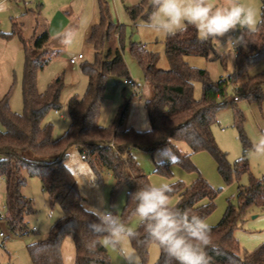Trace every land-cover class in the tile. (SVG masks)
Instances as JSON below:
<instances>
[{
  "label": "trees",
  "instance_id": "obj_1",
  "mask_svg": "<svg viewBox=\"0 0 264 264\" xmlns=\"http://www.w3.org/2000/svg\"><path fill=\"white\" fill-rule=\"evenodd\" d=\"M99 23L94 26L87 42L93 47V61L80 65L82 74L88 80L82 97L74 95L68 102L69 126L62 137L53 138V125L46 121L52 112L62 109L63 76L58 77L44 93L38 89V74L55 54L45 50L50 39L48 30L34 35L26 41L19 25L13 23L11 33H0L5 40L18 37L24 48V71L22 77L23 112L17 114L10 106L9 92L0 98V179L6 185V215L0 220L14 236L29 233L26 217L33 213L32 200L23 195L28 178H38L42 189L48 195L52 206H60L63 216L50 230L44 240L27 246L33 264H64L62 245L67 236H72L76 251L75 264H113L107 247L91 241L95 239L89 230L94 216L85 213V200L81 196L75 177L66 166L69 151L73 148L87 156V161L99 180L107 173L114 180L111 191L113 201L117 194L126 189L127 202L121 219L130 221L135 216V202L129 193L149 184V177L132 157L133 148L154 152L162 146H169L175 159L170 163L155 165V173L170 178V167L179 165L189 173H198L193 184L186 186L175 182L171 199L179 196L175 206L196 214L205 220L216 209L219 191L215 190L199 174L191 160L193 154L207 152L218 165V172L226 184L233 179L249 176L247 186H239L237 205L229 203L226 212L216 226L211 227V243L206 251L210 264H264V243L253 252H245L235 233L243 223V216L251 210H264V176L256 178L250 172L248 153L253 145L244 132V115L237 102L242 99L249 103L264 104V70L256 68L264 62V10L261 23L254 33L243 31V42L237 48L234 72L228 77L213 81L206 70L191 67L187 57H202L222 66L227 57L215 50L213 39L201 41L197 30L189 26L184 32L167 36L165 53L170 62L169 70L159 69L158 55L145 46L131 44L130 52L144 73V80L150 88L145 102L150 129L139 132L127 125L129 102L122 106L117 119L110 127L99 125L102 101L110 77L126 78L129 70L123 58L124 29L116 25L107 0H96ZM126 12L133 26L147 21L153 9L150 0H139ZM118 37L119 50L114 54L106 50L112 34ZM202 84V96L195 99V83ZM234 95V98L231 97ZM237 98L238 100H235ZM232 106L234 123L243 147V159L233 164L227 153L217 145L213 128L218 124V113ZM186 145L190 153H183L179 145ZM177 160L179 162H177ZM208 203L202 205L203 201ZM139 239L131 244L143 264L149 257L152 244L145 237L140 224L136 228ZM37 245L42 247L37 248ZM156 264H167L160 250Z\"/></svg>",
  "mask_w": 264,
  "mask_h": 264
},
{
  "label": "rangeland",
  "instance_id": "obj_2",
  "mask_svg": "<svg viewBox=\"0 0 264 264\" xmlns=\"http://www.w3.org/2000/svg\"><path fill=\"white\" fill-rule=\"evenodd\" d=\"M96 0H92L95 4ZM111 6L112 18L115 24L123 25L124 29V52L123 58L128 67L129 75L126 78L110 77L107 81L99 125L110 127L117 119V115L122 106L129 102L127 125L139 132H147L150 123L145 110V102L149 97L150 88L144 80V73L139 64L134 60L130 52L131 44L145 46L146 49L158 55L156 66L159 69L169 70L170 62L165 53V41L167 36L154 30L141 31L138 26H133L132 22L122 6V0H107ZM116 3L117 8L112 7ZM214 6H221L224 0H211ZM246 7L255 10L257 19L261 20L264 10V0H241ZM3 8L0 9V33H11L13 31V21L19 25L23 38L30 42L34 35H41L48 30L50 40L45 46V50L55 54L52 61L38 74V89L44 93L48 87L60 76L64 79V89L61 102L62 109L59 112L50 113L46 121L53 125V138L58 139L66 132L69 126L68 102L74 95L82 97L88 86L87 78L82 74L80 65L85 61H93V47L86 41L90 29L85 34L82 26L88 23L90 14V0H0ZM118 9V13L116 12ZM99 10L95 8V20L92 24L99 23ZM258 26V25H257ZM243 29H238L226 34L219 40H213L215 50L227 57V63L222 66L218 62H209L202 57H187L186 61L191 67L206 70L213 81L220 77H228L234 72L236 52L231 45L235 43L237 48L241 41L238 37L242 35ZM114 35H116L114 33ZM115 38L112 34L111 40ZM118 39V37H117ZM111 40L109 42H111ZM109 44V43H108ZM107 44V45H108ZM82 54L83 61L77 65H71L70 59ZM24 48L18 37L6 40L0 37V98L6 95L11 89L10 106L13 112L21 114L23 112L22 77L24 71ZM264 70V62L257 68L256 72ZM132 80L136 88L124 84V80ZM202 96V84L195 83L194 97L200 99ZM234 98V95L231 99ZM239 109L243 112L244 132L253 145L261 135H264V104L249 103L242 99L237 102ZM218 124L213 128V134L218 147L225 153L230 163H234L243 155V147L239 139V133L234 123V111L232 106L223 108L218 113ZM0 129L4 127L0 124ZM182 148L188 147L180 144ZM252 150L248 153L250 172L256 178L264 176V156L252 155ZM167 155L172 158V150L167 145L163 151L148 152L144 149L133 148L132 157L139 163L144 172L148 175L150 183L165 182L166 179L154 172V162L159 155ZM212 163H201L197 165L198 170L215 190L219 191L216 200V209L212 218L222 217L229 203L237 205L238 186H247L249 176L243 175L240 180L233 179L230 184L223 183L217 170L214 168V159L208 155ZM66 166L75 177L81 196L85 200V207L108 210L122 217V211L127 202L126 189L121 190L115 199L111 200V191L114 185L113 178L107 173L102 174L98 179L89 163L81 158L78 149L69 151ZM174 176L182 183L188 185L193 181V175L185 171L179 165L174 164ZM176 170V171H175ZM23 195L32 200L34 211L26 217L29 233L25 236H14L8 230L6 223L0 220V264H33L27 251V246L44 240L48 237L51 228L58 223L63 216L60 206H52L48 195L42 189V182L38 178H28L27 185L23 189ZM6 185L0 179V216L6 215ZM259 216V217H257ZM257 217V218H254ZM137 218H132L125 222L134 229L137 227ZM238 233L245 239V244L239 240L242 249L251 253L257 247L252 248L255 238L264 235V210H251L243 216V223ZM257 232V233H255ZM133 251L131 244H124V251ZM253 249V250H250ZM113 264H127L119 249L108 247ZM134 261L139 262V257L134 252ZM159 250L154 245L150 250L147 264H152ZM62 256L64 264L76 263V251L72 236H67L62 245ZM158 259V257H157ZM156 259V261H157ZM154 264V263H153Z\"/></svg>",
  "mask_w": 264,
  "mask_h": 264
},
{
  "label": "clouds",
  "instance_id": "obj_3",
  "mask_svg": "<svg viewBox=\"0 0 264 264\" xmlns=\"http://www.w3.org/2000/svg\"><path fill=\"white\" fill-rule=\"evenodd\" d=\"M150 5L152 14L138 28L141 31L154 30L165 36H174L192 26L201 41L219 40L238 29L254 33L261 23L255 10L246 7L241 0H224L221 6H214L211 0H150ZM243 35L242 32L238 37L241 42ZM251 154L264 156V135L253 144ZM172 192L173 186L167 182L137 188L129 193L135 202L133 215L138 218L145 237L165 255L167 264H210L206 249L211 243V225L201 216L173 205ZM85 213L95 217L88 225L95 237L91 241L93 247L100 243L104 247L119 249L127 264H137L132 259L134 250L124 251L126 242L131 244L140 236L132 226L108 210L85 207ZM39 247L42 246L37 245Z\"/></svg>",
  "mask_w": 264,
  "mask_h": 264
},
{
  "label": "crops",
  "instance_id": "obj_4",
  "mask_svg": "<svg viewBox=\"0 0 264 264\" xmlns=\"http://www.w3.org/2000/svg\"><path fill=\"white\" fill-rule=\"evenodd\" d=\"M90 2H91V5H90V16H89V18H88V23L86 24H84L83 26H82V29H83V31L82 32H84L85 34H87L88 33V31L92 28H94V27H92L93 25V23H94V20H95V8H96V6H97V1H95V4H93V2H92V0H90ZM139 2V0H122V2H121V4H122V6L124 7V9H125V11H126V8L127 7H130V6H133V5H135V4H137ZM110 5V4H109ZM98 7V6H97ZM112 7L113 8H117L116 7V3H112ZM110 8H111V6H110ZM117 13H118V9H117V11H116ZM14 22H16V21H13V23ZM116 25H118V24H116ZM92 29L90 30V33H91V31H92ZM3 33V32H2ZM90 33H89V35H90ZM88 35V36H89ZM113 36L115 37V38H113L112 40H111V42H108L109 44L106 46V50L108 51V50H110L111 52H112V54H114L117 50H119V43H118V39H117V35H114L113 34ZM1 37V36H0ZM2 38V37H1ZM87 39H88V37H87ZM50 40V39H49ZM87 41V40H86ZM6 42H7V40H6ZM49 42V41H48ZM78 56V55H77ZM83 60H85V59H83ZM83 60H81V61H83ZM70 63V62H69ZM125 81V80H124ZM127 86H129V85H127ZM131 87V86H130ZM135 89V88H134ZM5 96V95H4ZM3 96V97H4ZM164 147H167V146H162V147H159V148H157L155 151H154V153L155 152H158V151H163V149H164ZM179 147V149H180V151H182L183 153H190V150H189V148H187V149H185V148H182V146H178ZM172 150V149H171ZM208 155H210L209 153H207V152H199V153H196V154H193L192 156H191V160H192V162L194 163V165L196 166V168H197V165H199V164H201V163H212L211 162V159L209 158V156ZM175 159V155H174V153H173V151H172V158L171 157H167V155L165 154V155H159V158H158V160L157 161H155L154 162V172H155V165L156 164H160V163H170V162H172L173 160ZM201 162V163H200ZM214 162H215V160H214ZM200 166V165H199ZM174 167V165H172L171 167H170V170H171V173H172V176L170 177V178H167V177H164V176H162L163 178H165L166 179V181L165 182H167V183H170V184H173V183H175V182H179L180 180H178L177 178H175V176H174V171H173V168ZM214 168L217 170V173H218V175H219V177H220V179L222 180V182L223 183H225L224 181H223V179L221 178V176H220V174H219V172H218V165H217V163L215 162V164H214ZM197 170H198V168H197ZM176 171V170H175ZM198 172H199V174L201 175V173H200V171L198 170ZM190 174H192L193 175V181H192V183L191 184H193V182H195L196 180H197V178L199 177V175H198V173H190ZM149 182H150V179H149ZM181 182V181H180ZM160 183H163V182H158V183H156V184H160ZM152 184H154V183H152ZM191 184H188V185H186V186H190ZM238 190H239V186H238V188H237V193H238ZM178 200H179V196H175V197H173L172 199H171V202H172V204L173 205H176L177 204V202H178ZM217 200V199H216ZM208 203V201L207 200H205V201H203L201 204L202 205H205V204H207ZM215 203H216V201H215ZM227 209V208H226ZM226 212V211H225ZM225 212H224V214H225ZM214 213V212H213ZM224 214H222V217L219 219V217H215V218H212V215L211 216H209L207 219H206V221L211 225V227L212 226H216L217 224H219V222L221 221V219L223 218V216H224ZM257 217H259V216H257ZM257 217H254V218H257ZM135 218H137V217H135ZM138 219V218H137ZM138 224H139V221L137 220V227H138ZM136 227V228H137ZM136 230V229H135ZM242 231V229L239 227V229L236 231V233H235V236H236V238L237 239H239V240H242L243 241V243L245 244V239L243 238V237H241V235H239L238 233H240ZM255 233H257V232H255ZM256 240H255V242H254V245H253V247L252 248H255V247H257V246H259V245H261L262 243H264V235H261V236H258V237H256L255 238ZM156 246V244H152L150 247H149V254H150V250H151V248H152V246ZM131 246H132V244H131ZM157 247V246H156ZM108 248V247H107ZM158 248V247H157ZM132 249L134 250V248H133V246H132ZM158 250H159V254H158V256L156 255V257H155V260H154V264H156L157 263V261L159 260V257H160V249L158 248ZM250 250H253V249H250ZM109 251V250H108ZM131 250H128L127 249V251L126 252H130ZM134 252H136L135 250H134ZM136 254H137V252H136ZM109 255H110V253H109ZM138 255V254H137ZM110 257H111V255H110ZM138 257H139V255H138ZM157 257H158V259H157ZM125 259V258H124ZM132 259H135L134 258V256L132 257ZM156 259H157V261H156ZM112 260V259H111ZM148 261V260H147ZM139 262H140V264H143L142 263V261H141V259H140V257H139ZM112 263H113V261H112ZM127 263V262H126ZM152 263V264H153ZM139 264V263H138ZM145 264H147V262L145 263Z\"/></svg>",
  "mask_w": 264,
  "mask_h": 264
},
{
  "label": "built area",
  "instance_id": "obj_5",
  "mask_svg": "<svg viewBox=\"0 0 264 264\" xmlns=\"http://www.w3.org/2000/svg\"><path fill=\"white\" fill-rule=\"evenodd\" d=\"M3 1H6V0H3ZM231 45H232V47H233L234 52H236V50H237V46L235 45V43L232 42ZM83 59H84V56H83L82 54H79L77 57L70 59L69 62H70L71 65H77V64L79 63V61H81V60H83ZM124 84H125V85H129V86H131L132 88H136V85H135V83H134L132 80L126 79V80L124 81ZM235 100H238V99L235 98ZM81 158H82L83 160H87V156H86L85 154L82 155ZM1 218H2V217L0 216V219H1ZM0 237H4L3 233H0Z\"/></svg>",
  "mask_w": 264,
  "mask_h": 264
}]
</instances>
